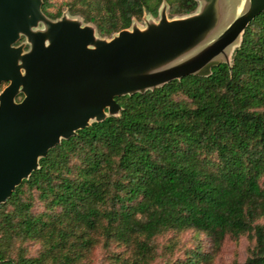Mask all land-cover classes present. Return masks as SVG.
Returning <instances> with one entry per match:
<instances>
[{"label": "trees", "instance_id": "1", "mask_svg": "<svg viewBox=\"0 0 264 264\" xmlns=\"http://www.w3.org/2000/svg\"><path fill=\"white\" fill-rule=\"evenodd\" d=\"M164 1L170 16L197 5ZM161 2L65 4L109 35L143 12L156 16ZM51 5L41 0L40 8L57 17ZM114 100L117 114L61 138L0 203V264H82L95 234L131 247L122 264H144L154 235L186 228L214 242L247 232L252 244L241 264H264V9L244 27L229 64ZM26 192L42 210H31ZM25 239L40 242L36 255L12 252ZM198 262L192 252L171 264Z\"/></svg>", "mask_w": 264, "mask_h": 264}, {"label": "water", "instance_id": "2", "mask_svg": "<svg viewBox=\"0 0 264 264\" xmlns=\"http://www.w3.org/2000/svg\"><path fill=\"white\" fill-rule=\"evenodd\" d=\"M196 1L194 10L167 16L162 0L156 21L138 27L131 20L106 36L93 23L45 15L41 0H0V81H7L0 89V202L61 138L117 114L114 96L229 64L244 27L264 9V0H244L237 17L190 53L187 43L214 3ZM171 55L179 57L174 64L132 71Z\"/></svg>", "mask_w": 264, "mask_h": 264}, {"label": "rangeland", "instance_id": "3", "mask_svg": "<svg viewBox=\"0 0 264 264\" xmlns=\"http://www.w3.org/2000/svg\"><path fill=\"white\" fill-rule=\"evenodd\" d=\"M65 1L50 0L52 3L50 9L55 10L59 8V17L63 16L66 19H76L81 23H92L86 21L79 12H71L65 4ZM74 1L78 2V0ZM243 3L244 0H214L207 21L187 43L188 47L186 48L188 51L191 53L213 39L225 25L237 17ZM166 14L170 16L167 13V9ZM157 18L158 13L156 16H150L147 12H143L140 18L133 17L132 21L134 25L143 27L150 21H156ZM22 40H24L23 35L14 44H18ZM26 47L27 44L23 46V48ZM178 60L179 57L175 55L166 56L162 59L147 62L146 65L139 66L135 69L133 68L132 71L151 70L174 64ZM20 97L21 94H17L15 99L18 100ZM68 116H61V122H67L69 120ZM261 180H264V174ZM26 194H28V198L31 200V210L33 212H38L43 209L42 202L38 199L35 192H26ZM95 237L97 241L80 259L82 264H122L124 262L123 260L130 259V246L115 241L103 244L100 236L95 234ZM251 244L252 238L247 232L236 237L225 234L219 242H214L209 235L193 228L182 230L168 229L151 238L152 257L144 264L176 263L181 261L186 255L192 254V252L198 254V264H241ZM18 249H21L26 255H36L41 249V245L37 240H15L13 242L12 252Z\"/></svg>", "mask_w": 264, "mask_h": 264}, {"label": "flooded vegetation", "instance_id": "4", "mask_svg": "<svg viewBox=\"0 0 264 264\" xmlns=\"http://www.w3.org/2000/svg\"><path fill=\"white\" fill-rule=\"evenodd\" d=\"M7 83V81H0V89Z\"/></svg>", "mask_w": 264, "mask_h": 264}]
</instances>
